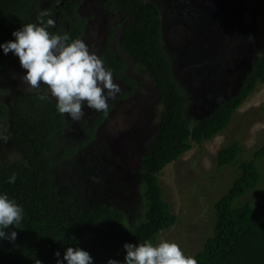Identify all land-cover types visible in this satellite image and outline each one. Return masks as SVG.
Segmentation results:
<instances>
[{
	"label": "trees",
	"instance_id": "1",
	"mask_svg": "<svg viewBox=\"0 0 264 264\" xmlns=\"http://www.w3.org/2000/svg\"><path fill=\"white\" fill-rule=\"evenodd\" d=\"M81 2L0 0V79L9 74L6 61L17 47L25 49L28 64V76L14 89L9 108L0 105L16 155L0 157V264H157L156 257L146 254L178 221L163 197L160 172L194 144L222 132L264 76V55L254 50L241 75L228 80L218 101L198 115L194 108L191 111L192 101L163 47L158 5L148 0L105 2L107 9L113 7L122 15L119 47L141 66L164 110L157 124H150L154 134L149 142L134 149L139 181L129 183L124 172L105 165L104 158L100 168L85 152L84 160L79 157L102 119L99 113L90 122L78 104H67L66 87L73 84L77 93L84 92L94 83L88 79L91 72L80 80L81 70L73 76L68 70L61 74L68 64L66 51L87 33L77 12ZM112 37V32L106 34L98 62L108 77L130 87L126 92L118 89L117 97L109 96L117 101L136 92L138 81L126 72L124 58L115 56ZM50 45L60 51L53 63L45 54ZM205 54L195 53V61H205ZM212 68L208 64L200 69L207 75ZM242 152L238 140L217 151V166H234L238 173L214 203L211 234L200 249L170 264H264V143L248 157ZM76 161L80 174L73 180L67 174ZM107 169L116 173L115 178L106 177ZM255 191L254 200L240 201ZM127 197L133 200L127 203Z\"/></svg>",
	"mask_w": 264,
	"mask_h": 264
},
{
	"label": "rangeland",
	"instance_id": "2",
	"mask_svg": "<svg viewBox=\"0 0 264 264\" xmlns=\"http://www.w3.org/2000/svg\"><path fill=\"white\" fill-rule=\"evenodd\" d=\"M47 1L49 0H42V4ZM56 1L62 2V0ZM108 1L82 0L78 6L79 17L83 18L86 25L88 22L100 19V23L89 30V36H95L96 32L100 33L99 37L103 36L109 29H113L114 22L120 20V15L118 17L115 15L111 17L109 14L102 15L103 9H107L105 2ZM148 1L155 2L160 8L163 47L173 59L172 66L175 76L180 77L186 97L192 101L191 111L194 108L196 113L201 114V111L207 110L210 104H215L220 98V94L223 93L227 81L234 76L237 70L238 76L241 75L247 57L254 50L259 55H264V0ZM173 26L179 31L187 29V38L186 35L180 39L171 37L169 29ZM96 44L99 45V43ZM89 45L87 48L92 50V54L94 48L91 44ZM48 50L49 53L47 51L45 53L47 58L55 61L56 55L60 54V51L55 48H48ZM200 51L206 53L207 57L204 56V59L208 58L211 61L209 64L213 65L211 72L207 75L202 74L200 65L194 59V54L200 53ZM69 57V60H74V62L72 69L68 72L73 70L74 73L81 70L80 61L76 55L70 52ZM81 57L84 63L86 56L83 52H81ZM90 60L92 61V57ZM6 62L9 74L0 79V105L9 108L14 89L23 84L28 76L25 49L19 46L11 51ZM129 65H131L130 58ZM56 67L59 68L60 65ZM65 68L66 64L64 72ZM129 69L127 73L138 81V90L127 103L122 100L110 99L108 95L99 96L96 90H99L101 94L109 92L110 96H114L118 93V89L123 88V91H127L128 88L122 84L117 87L116 80L113 81L106 73H101L96 68H90L87 71L96 78L99 76L97 79L92 75L88 77L95 83L91 84L89 89L85 88L84 92L77 93L79 90L73 84L66 88V93L75 95L74 99L85 98L78 103L86 104L94 101V107H107L108 113L103 124L104 122L107 124L109 121L112 123L110 117L117 115L120 118L119 124L128 122L126 124L128 128L119 132L112 131L114 135L108 133L105 136L107 140L113 137L117 138L116 142L108 140V143L112 145L113 154L120 156L123 151L128 152L131 148L135 149L136 144L153 133L150 126L151 121H154L161 111V104L158 105V109H155L157 103L152 102L154 94L150 91L151 86L148 84L149 81L145 73L134 71V74H131ZM47 72L56 75L53 70ZM54 75L52 76L60 81ZM139 94L140 98H138ZM113 111L115 113L111 116ZM145 127H148L147 130L144 134H140ZM73 135L76 136L75 132ZM127 136L132 138L128 147L125 146ZM234 140H238L243 146V157H248L264 143V76L260 79L258 87L237 108L230 123L222 132L203 141L200 145L194 144L176 161L165 165L160 172L158 179L163 190V197L168 202L170 211L177 216L178 221L158 236L156 243L146 254L148 257H156L157 264H170L182 260L185 256L194 255L200 249L204 239L211 234L214 219L213 205L226 192L231 185L230 182L238 173L234 166L218 167L216 153L224 145ZM85 144L84 149L88 147L89 158L95 160L96 164L102 168L100 161H103V155L101 153L106 151L108 144L96 137L87 138ZM83 150L80 151L79 157L84 160ZM12 156L16 155L9 130V120L6 117L0 118V157L9 159ZM127 157L131 156L127 153ZM108 159L104 164H109L115 170V157L110 155ZM263 161L261 164L264 168ZM78 163L79 161L74 163L72 172L66 173L70 179L76 180L80 174V172L76 173ZM129 170L130 167L127 164L124 173ZM105 175L113 179L116 173L107 169ZM89 176L94 177L93 175ZM106 177L102 178L106 179ZM63 178L67 179L64 174ZM97 179L98 177H95L93 180ZM100 182L103 183L101 180ZM124 189L127 188L124 187ZM108 191L106 190V193ZM110 193L111 191L107 194ZM255 197H257V191L245 195L240 201L254 200ZM132 200L133 197L126 198L127 203ZM130 216L138 217L133 214Z\"/></svg>",
	"mask_w": 264,
	"mask_h": 264
},
{
	"label": "flooded vegetation",
	"instance_id": "3",
	"mask_svg": "<svg viewBox=\"0 0 264 264\" xmlns=\"http://www.w3.org/2000/svg\"><path fill=\"white\" fill-rule=\"evenodd\" d=\"M62 1H64V0H62ZM59 3H61V2H59ZM57 1H56V4H59ZM103 14H109L111 17H113L114 15H115V17L117 16H121L120 17V20L118 19V21L117 22H114L113 23V29H109L103 36H101V37H99V34H97V32H96V35L95 36H89L88 34V32H89V30L93 27V26H97V24H99L100 23V19L98 20V21H94V22H88L87 23V25H86V27H87V33L81 38V39H79L71 48H70V50H68V51H66V55H65V59H66V61H67V63L68 64H66V69L65 70H70V69H72L71 67H72V63L74 62V60H69V55H70V52H72L74 55H76V57H77V59L80 61V66L82 67V68H80L81 69V71H82V69H83V71H82V73L81 74H79L80 76H79V79L78 80H80L81 79V77H87L88 76V74H86V72L87 71H89V69L90 68H96V69H99L100 71H101V73H106V75L108 76V71L106 70V68L105 67H103L99 62H98V56L100 55V53L103 51V46H104V44H103V41H104V38H105V36H106V34L107 33H109V32H112V34H113V39H112V48H113V51L115 52V56L116 57H122V58H124V61L126 62V72H127V70H128V68H130L129 69V72L131 73V74H134V71H137V72H142V68H141V66L134 60V59H132L124 50H122L120 47H119V37H120V34H121V29H122V26H123V22L121 23V21H122V15L119 13V11L118 10H116V9H114L113 7H111L110 9H103V13H102V15ZM169 31L171 32V33H169V35L171 36V37H175V38H178V39H180L181 37H183V36H185L186 34H187V29H181V31H179V30H177L174 26L173 27H171L170 29H169ZM188 35V34H187ZM187 35H186V38H187ZM96 37H98V38H96ZM97 40V42H95ZM96 43H99V45H97ZM89 44H91L92 45V47L94 48V53H92L91 54V49H89V48H87L88 46H90ZM103 44V45H102ZM56 46H53V45H50V48H55ZM56 49V48H55ZM57 50V49H56ZM81 52H83V54L86 56V58H85V61H84V63H83V61H82V57H81ZM48 53H49V51H48ZM59 53H57V55H58ZM52 55V54H51ZM92 57V61L90 60V58ZM207 57V56H206ZM129 58L131 59V65H129ZM53 60V59H52ZM52 60H49V61H51L52 63L54 62V61H52ZM88 64V65H87ZM198 64V63H197ZM209 64V60H208V58L205 60V61H203V62H201L200 64H198V65H200V68H201V66L202 67H207V65ZM131 66V67H130ZM245 66H246V62H245ZM62 72H61V74H65V72H64V69L63 70H61ZM211 71V70H210ZM76 72H74L73 73V70H71L70 71V75L71 76H73L74 74H75ZM210 73V72H209ZM237 73H238V70L236 71V73L234 74V75H237ZM203 74V73H202ZM94 76V75H93ZM95 77V76H94ZM101 77V76H100ZM97 78H99V76H97ZM96 77H95V79H97ZM232 78V77H231ZM231 78L229 79V80H231ZM114 81V80H113ZM117 81V80H116ZM69 82H71V80H69ZM118 82V84H117V87H119V85L120 84H122V85H126V84H124L123 82H121V81H117ZM69 86V85H68ZM67 86V87H68ZM96 86V85H95ZM66 87V88H67ZM126 87L128 88V90H129V86L128 85H126ZM120 90H122L123 91V88H120ZM127 90V91H128ZM99 91V90H98ZM124 92H126V91H124ZM89 93H91V92H89ZM109 92H105L103 95L105 96V95H108V97L110 96L109 94H108ZM100 94V93H99ZM118 94V93H117ZM117 94L116 95H114V97H117ZM132 95L129 97V98H125V99H122V101L123 102H128V100L132 97V96H135V92H133V93H131ZM74 96L75 95H69V100H70V102H68L67 104H72V103H74V104H78L80 107H81V109L83 110V114L84 115H86V117L87 118H89V121L91 122V120L93 121L95 118H96V116H98V114L100 113L101 114V117H102V119L100 118V122H99V124L98 125H96L94 128H93V137L95 138L96 137V139H100V140H103L104 142H106L107 144H108V140H107V138H105V136L108 134V132H109V127H108V125L107 126H104V124H103V121H104V118L106 117V114L108 113V109L106 110V111H104V109L105 108H97L96 106L94 107V104L92 103V102H87L86 104H81V103H78L79 101H82L84 98H79V99H74ZM120 100V99H119ZM118 101V100H117ZM122 110V109H121ZM103 111L105 112V113H103ZM110 114H111V112H110ZM154 120V119H153ZM157 122H158V118L156 119V120H154V121H152V123H153V125H156L157 124ZM106 127H108V129H106ZM113 131H115V132H119V128L118 129H115V130H113ZM152 134H154V133H152ZM152 134L150 135V136H152ZM112 135H114L113 134V132H112ZM107 149H108V147H107ZM106 149V150H107Z\"/></svg>",
	"mask_w": 264,
	"mask_h": 264
},
{
	"label": "clouds",
	"instance_id": "4",
	"mask_svg": "<svg viewBox=\"0 0 264 264\" xmlns=\"http://www.w3.org/2000/svg\"><path fill=\"white\" fill-rule=\"evenodd\" d=\"M153 98V101L152 102H154V100H155V102L157 103V107H155V109H158L159 107H158V105L159 104H161L160 103V101H159V99L157 98V93H156V91H155V93H154V96L152 97ZM154 102V103H155ZM196 108V107H195ZM116 111V110H115ZM115 111H113V113H112V115L111 116H113L114 115V113H115ZM206 111V109L205 110H203V112L201 111V114L202 113H204ZM164 113V110H163V107H162V105H161V111H160V114L156 117V119L158 118L159 119V117L162 115ZM198 115H201V114H199V113H197ZM112 118V123H110V121H109V123H105L104 122V126H107L108 125V127H109V134H112V131L113 130H115V129H118L119 128V131L120 130H122V129H124V128H128L127 127V123L128 122H126V124L125 123H121V124H119L120 123V118H119V115H117V116H114V117H110V119ZM155 119V120H156ZM151 123H152V121H151ZM108 127H106V129H108ZM147 129H145L144 128V130L140 133V134H144V132L146 131ZM133 136H136V134H133ZM152 136H153V134H152ZM152 136H149L148 138H146V139H143V141H141V142H149V139L152 137ZM108 140H110V141H117V138L116 137H113V138H109ZM127 143H126V145L125 146H130L129 144H131L130 143V141H132V138H131V136H127ZM140 142V143H141ZM137 145V144H136ZM117 146H119V145H117ZM134 147V146H133ZM136 147V146H135ZM141 149H138L137 151H140ZM83 152H85V155L87 156V157H89V154H88V147H86L84 150H83ZM127 153L131 156V157H127ZM185 153V152H184ZM102 155H103V158L105 159V161H107V160H109L108 159V156H110V155H112L113 157H115V164H114V166H115V168L116 169H118V170H122V172H124V170L126 169V166H127V164L129 165V167H130V170L129 171H127V172H125V173H123V175H124V178L129 182V183H134L135 181H139V179H136L138 176H139V160H138V158H137V156H136V151H134V149L133 148H131L130 150H128V152H125V151H123L122 152V155L120 156V155H114L113 154V150H112V145H109V143H108V149L106 150V151H104V152H102L101 153ZM86 157V158H87ZM88 159V158H87ZM176 161V160H175ZM136 190H139L140 191V188H136ZM139 198V197H138ZM140 200H141V198H139ZM140 202H138L137 204H136V206L139 204Z\"/></svg>",
	"mask_w": 264,
	"mask_h": 264
}]
</instances>
